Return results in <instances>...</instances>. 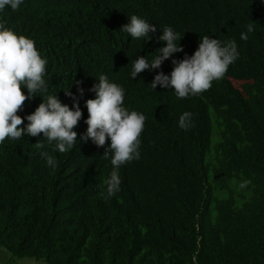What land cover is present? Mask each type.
<instances>
[{
  "label": "trees",
  "instance_id": "1",
  "mask_svg": "<svg viewBox=\"0 0 264 264\" xmlns=\"http://www.w3.org/2000/svg\"><path fill=\"white\" fill-rule=\"evenodd\" d=\"M133 15L156 26L151 40L121 31ZM0 20L47 58L45 95L79 102L78 140L100 74L126 89V107L146 116L141 158L120 168L121 190L107 199V144L77 141L59 153L43 134L6 138L2 249L47 264H264V0H24ZM248 25L254 31L241 40ZM165 26L180 33L184 51L133 80L131 61L151 60L166 46ZM204 36L237 42L239 58L224 78L183 99L153 90L155 75L170 74L172 60L194 54ZM42 102L29 98L18 115ZM186 111L194 114L187 131L178 124Z\"/></svg>",
  "mask_w": 264,
  "mask_h": 264
},
{
  "label": "clouds",
  "instance_id": "2",
  "mask_svg": "<svg viewBox=\"0 0 264 264\" xmlns=\"http://www.w3.org/2000/svg\"><path fill=\"white\" fill-rule=\"evenodd\" d=\"M24 0H0V13L6 9L17 11ZM130 22L122 26L121 31L132 40L152 39L149 33L157 28L146 19L133 15ZM159 40L166 46L158 49L151 60L139 55L131 61V78L134 80L145 70L153 72L161 69L163 63L176 53L183 52L181 35L171 26L162 29ZM254 31L252 25L242 32L240 39L247 40L248 33ZM239 58L235 40L222 42L209 36L200 37L199 46L192 55L185 54L183 59H173L170 74L160 71L150 86L171 89L178 99L196 96L212 87L214 81L223 79L229 66ZM48 60L42 56L35 41L19 34L0 20V144L6 138L18 140L24 136L40 137L55 144L54 151L65 153L71 150L77 141L92 140L98 147H105L104 158L110 159L112 171L107 181L105 198L119 193L122 183L120 168L133 160L141 158V134L144 131L146 116L137 110L125 106L126 89L111 81L106 74H100L91 89L94 99L86 101L88 118L84 121L88 128L80 136L75 131L84 113L78 101L70 107L60 100L58 95H45L48 92L45 75ZM27 90L25 94L24 90ZM81 94L83 89L80 90ZM40 93V95H36ZM71 95V93L67 92ZM40 96L43 102L34 113L22 117L18 112L29 98ZM193 113L184 112L179 117V127L185 131L193 127ZM25 119L28 121L25 127ZM110 141V143H109ZM42 147L40 140L36 143ZM49 167H55L56 160L47 153L43 154ZM245 185H241L244 187Z\"/></svg>",
  "mask_w": 264,
  "mask_h": 264
},
{
  "label": "rangeland",
  "instance_id": "3",
  "mask_svg": "<svg viewBox=\"0 0 264 264\" xmlns=\"http://www.w3.org/2000/svg\"><path fill=\"white\" fill-rule=\"evenodd\" d=\"M0 264H47L44 261H36L33 259H18L15 258L11 253L4 250L0 246Z\"/></svg>",
  "mask_w": 264,
  "mask_h": 264
}]
</instances>
